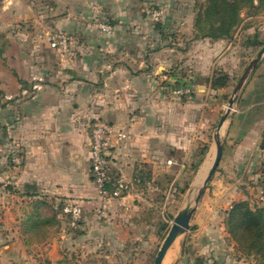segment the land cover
<instances>
[{"label":"rangeland","instance_id":"374dc122","mask_svg":"<svg viewBox=\"0 0 264 264\" xmlns=\"http://www.w3.org/2000/svg\"><path fill=\"white\" fill-rule=\"evenodd\" d=\"M206 4L207 0H0V69L1 64L5 69L7 67L17 80L16 67L20 66V62L40 68L46 58L50 64L59 62L64 66L66 56L73 54L74 59L79 53L82 43L79 38L82 35L90 36L89 47L96 46L95 35L104 38L106 44H111V37L122 27L121 31L134 36L138 44L137 62L144 59L146 53L150 58L158 53L164 60L179 61L177 69L169 63L153 76L156 91L170 103H176L177 97H181L177 99L180 102L191 101L194 76L202 65L208 67L210 79L214 76L227 77L224 88L215 89V93L210 86V92L203 100L205 105L210 99L219 103L202 107L205 119L212 112H215L216 119L211 123L205 141H202L207 146H202L199 158L189 161L184 169L177 166L169 168L162 177L154 170L140 171L148 181L143 186L147 190L144 212L148 214V223L133 241L135 248L124 250L117 246L113 233L93 237L94 230L87 232L83 218L75 228L70 226L67 218H64L63 224L58 218L60 211H55L53 205L43 199V194L33 190V193L24 195L28 199L21 201L24 205L22 217L13 222L17 234L8 232V237L3 239L0 235V257L6 256L10 264H21L20 259L26 263L34 260L33 264H115L110 263L107 257L119 255L123 258L122 264H154L176 216L189 204L195 203L197 194L193 192L196 179L204 166L213 163L215 143L221 140L223 157L226 150L224 163L221 165L222 157L196 206L190 230L177 238L163 264H264L262 257L239 247L226 225L229 213L236 204L245 202L254 210L264 208V151H260L258 146V152L252 155L248 166L239 168L232 164L237 154L231 155L232 144L227 137V126L235 106L218 131L221 116L225 114L241 76L264 46V10H245L232 38L196 40V20ZM126 19H140L147 25L119 23ZM56 37H64L66 46L54 45ZM2 50L7 51L4 52L5 57H2ZM152 64L155 66L153 58ZM2 93L0 89V148L7 145L10 166L20 167L24 160L22 152L16 148L15 139L7 126L1 125V113L6 111L8 102ZM11 100L10 104L15 97ZM17 104L14 102L12 106ZM18 157L22 158L21 163H17ZM231 177L234 183L229 179ZM1 186L0 180V196ZM108 213L98 215L97 226L110 224ZM62 234L70 237L67 242L69 248L60 250L56 261H52L44 247L48 243L65 241L61 238ZM98 237L100 244L89 252L90 260L82 259L81 242H95Z\"/></svg>","mask_w":264,"mask_h":264},{"label":"crops","instance_id":"0c3cea01","mask_svg":"<svg viewBox=\"0 0 264 264\" xmlns=\"http://www.w3.org/2000/svg\"><path fill=\"white\" fill-rule=\"evenodd\" d=\"M119 23L147 25L140 19ZM121 30L111 37V44H106L101 36H93L96 41L93 47L88 45L90 36L82 35L79 53L74 59L73 54L66 56L64 66L59 62L50 64L46 58L40 68L20 62L16 67L19 80L1 64L0 89L2 97L8 100L6 111L1 113V125L12 133L24 159L23 165L12 168L7 156L9 147L0 148L1 239L8 237V232L17 234L13 222L22 217L21 201L28 199L24 195L34 190L43 194L55 211H60L58 218L63 224V205L75 202L83 207L82 222L86 221L87 232L94 230L93 237L113 233L117 246L124 250L135 248L133 241L148 223V214L144 212L147 190L143 189L148 181L140 171L154 170L162 177L169 168L184 169L189 161L199 158L202 146H207L202 141L216 115L209 113L205 119L202 107L218 102L213 99L206 105L203 102L210 92V84L203 87L201 84L210 79L208 67L200 66L194 76L199 95L187 103L178 100L170 103L156 91L153 76L175 59L164 60L156 53L152 56L154 66L146 53L137 62L138 44L134 36ZM14 97L12 104H18L12 106L10 101ZM234 111L228 121L227 137L232 144L231 155H237L230 161L234 167L243 168L249 165L264 139V58L244 85ZM96 121L127 131L128 140L115 152L113 173L129 180L133 188L122 200L109 203L110 224L104 226H97L101 202L91 171L89 125ZM139 176L140 182L136 179ZM229 179L233 182L232 177ZM235 181L239 183L238 178ZM61 238L65 241L44 247L52 261H56L60 250L69 248L70 237L62 234ZM97 244L99 237L95 242L82 241L79 246L82 259L90 260L89 252ZM107 258L110 263H124L119 255ZM8 261L6 256L0 257V264H10Z\"/></svg>","mask_w":264,"mask_h":264},{"label":"trees","instance_id":"16d2710c","mask_svg":"<svg viewBox=\"0 0 264 264\" xmlns=\"http://www.w3.org/2000/svg\"><path fill=\"white\" fill-rule=\"evenodd\" d=\"M250 9L256 12L263 11L264 0H207L206 6L196 20L195 39L232 38L242 22V13ZM4 52L2 50L1 54ZM171 64L177 69L180 63L175 61ZM201 79H205L204 74L201 75ZM205 83L210 84L213 90L224 88L227 85V77L223 75L207 78L205 82H201L202 87ZM195 87L192 98L199 95ZM260 146L264 151V139ZM226 225L242 250L254 253L264 260V208L254 210L245 202L236 204L229 213Z\"/></svg>","mask_w":264,"mask_h":264},{"label":"built area","instance_id":"2783aa9c","mask_svg":"<svg viewBox=\"0 0 264 264\" xmlns=\"http://www.w3.org/2000/svg\"><path fill=\"white\" fill-rule=\"evenodd\" d=\"M66 43L67 40L64 37L54 39L56 46L58 44L66 46ZM89 126L91 171L101 202L99 214L105 216L112 200H122L133 189L129 180L122 176H115L113 173L115 152L128 140V134L124 129H117L101 121L93 122ZM16 161L21 163L22 158L18 157ZM141 177L136 178L138 182L141 181ZM62 213L68 219L70 226L75 228L82 220L84 210L80 204L68 202L63 205Z\"/></svg>","mask_w":264,"mask_h":264},{"label":"water","instance_id":"95a60500","mask_svg":"<svg viewBox=\"0 0 264 264\" xmlns=\"http://www.w3.org/2000/svg\"><path fill=\"white\" fill-rule=\"evenodd\" d=\"M264 58V46L258 53L257 57L248 65L245 72L241 76L235 90L233 93L232 98L229 101V105L227 107V110L223 116H221V120L219 122L218 131H220L229 116L231 115L232 110L234 109L235 102L238 99L239 95L241 94L244 85L246 84L247 80L251 76V74L254 72V70L258 67L261 60ZM221 140L216 141V153L215 158L212 164L204 166L202 169L200 175L197 177L194 187L193 194H197L195 203L189 204L187 207H185L174 219V224L172 225L163 245L161 246L159 252H157V257L155 259L154 264H163V261L167 255V252L170 250L172 245L175 243L177 238L185 234L187 231L191 228V221L195 213L196 206L198 205L201 196L204 193V190L206 189V186L209 184V182L212 180L214 174L216 173V170L218 169L220 162L223 157V144H221ZM194 205V206H193Z\"/></svg>","mask_w":264,"mask_h":264},{"label":"bare ground","instance_id":"6f19581e","mask_svg":"<svg viewBox=\"0 0 264 264\" xmlns=\"http://www.w3.org/2000/svg\"><path fill=\"white\" fill-rule=\"evenodd\" d=\"M167 262V261H166Z\"/></svg>","mask_w":264,"mask_h":264}]
</instances>
